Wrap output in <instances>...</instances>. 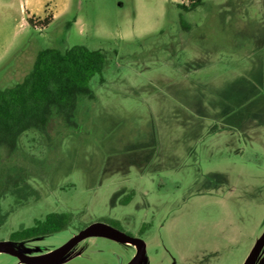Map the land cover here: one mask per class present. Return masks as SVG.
<instances>
[{
    "label": "rangeland",
    "instance_id": "374dc122",
    "mask_svg": "<svg viewBox=\"0 0 264 264\" xmlns=\"http://www.w3.org/2000/svg\"><path fill=\"white\" fill-rule=\"evenodd\" d=\"M47 6L33 27L23 0H0V87L46 47L104 63L67 116L53 105L43 129L0 141V240L34 255L107 221L143 240L142 264H242L264 231V0H67L54 19ZM48 212L71 222L10 238ZM132 252L90 236L53 264Z\"/></svg>",
    "mask_w": 264,
    "mask_h": 264
},
{
    "label": "trees",
    "instance_id": "16d2710c",
    "mask_svg": "<svg viewBox=\"0 0 264 264\" xmlns=\"http://www.w3.org/2000/svg\"><path fill=\"white\" fill-rule=\"evenodd\" d=\"M27 21L38 27L51 20L48 16L38 23L33 17ZM104 58L100 50L83 44H74L65 50L53 47L39 50L30 71L19 82L0 87V141L13 146L23 132L43 129L53 105L67 116L79 95L90 94L88 81L101 72ZM71 219L72 214L68 212H49L34 225L12 232L10 238L21 240L55 233L65 229Z\"/></svg>",
    "mask_w": 264,
    "mask_h": 264
},
{
    "label": "water",
    "instance_id": "95a60500",
    "mask_svg": "<svg viewBox=\"0 0 264 264\" xmlns=\"http://www.w3.org/2000/svg\"><path fill=\"white\" fill-rule=\"evenodd\" d=\"M90 236H103L116 241L135 244L136 252L126 264H141L145 249L143 240L139 237L132 236L109 223L100 221L85 225L69 237L64 243L40 254L30 255L23 253L3 240H0V252L15 256L18 259V262L23 264H53L63 257L78 241ZM263 244L264 231L256 239L242 264H254Z\"/></svg>",
    "mask_w": 264,
    "mask_h": 264
},
{
    "label": "crops",
    "instance_id": "0c3cea01",
    "mask_svg": "<svg viewBox=\"0 0 264 264\" xmlns=\"http://www.w3.org/2000/svg\"><path fill=\"white\" fill-rule=\"evenodd\" d=\"M24 7L27 6V18L40 15L43 11V7L48 5L50 12H53V19L63 12L67 4V0H23ZM50 5V6H49ZM52 19V17H51Z\"/></svg>",
    "mask_w": 264,
    "mask_h": 264
},
{
    "label": "flooded vegetation",
    "instance_id": "af4514ba",
    "mask_svg": "<svg viewBox=\"0 0 264 264\" xmlns=\"http://www.w3.org/2000/svg\"><path fill=\"white\" fill-rule=\"evenodd\" d=\"M48 213H49V212H48ZM46 214H47V213H46ZM46 214H45V215H46ZM45 215H44V216H45ZM44 216H43L41 219H43ZM41 219H40V218H36V219H34V222H33L32 225H34V223H35L36 220H41ZM101 222H104V221H101ZM32 225H29V226H27V227H30V226H32ZM84 226H85V225H83L82 227H84ZM27 227H25V228H27ZM82 227H81V228H82ZM25 228H23V229H25ZM79 229H80V228H79ZM79 229H78V230H79ZM78 230H77V231H78ZM55 233H56V232H55ZM50 234H52V233H50ZM42 235H47V234H42ZM42 235H37V236H33V237H30V238H27V239H21V240H29V239H32V238H35V237H39V236H42ZM102 237H103V236H102ZM106 238H107V237H106ZM84 239H85V238H84ZM109 239H110V238H109ZM66 240H67V239H66ZM66 240H65V241H66ZM111 240H113V239H111ZM65 241H63L62 243H64ZM114 241H116V240H114ZM78 242H79V241H78ZM78 242H77V243H78ZM118 242L123 243V244H125L126 246H130L131 248H133V252H132V254H131L130 257L127 259V261L124 263V264H126V263L131 259V257H133V255L135 254V252H136V245H135V244H131V243H127V242H123V241H118ZM62 243H60V244H62ZM60 244H59V245H60ZM59 245H57V246H59ZM263 246H264V244H263ZM263 246H262V247H263ZM53 248H54V247H53ZM53 248H52V249H53ZM49 250H51V249H49ZM49 250H46V251H49ZM20 251H21V250H20ZM46 251H44V252H46ZM23 253H24V252H23ZM41 253H43V252H41ZM39 254H40V253H39ZM258 254H259V253H258ZM257 256H258V255H257ZM63 257H64V256H63ZM60 259H62V257H61ZM60 259H59V260H60ZM59 260H57V261H59ZM17 261H18V259H17ZM57 261H56V262H57ZM18 263H19V262H18ZM20 264H23V263H20ZM121 264H123V263H121ZM136 264H137V263H136ZM141 264H142V260H141Z\"/></svg>",
    "mask_w": 264,
    "mask_h": 264
},
{
    "label": "bare ground",
    "instance_id": "6f19581e",
    "mask_svg": "<svg viewBox=\"0 0 264 264\" xmlns=\"http://www.w3.org/2000/svg\"><path fill=\"white\" fill-rule=\"evenodd\" d=\"M128 243V242H127Z\"/></svg>",
    "mask_w": 264,
    "mask_h": 264
}]
</instances>
